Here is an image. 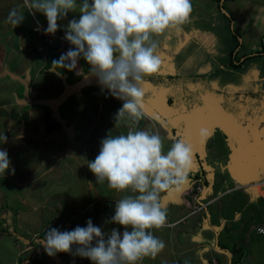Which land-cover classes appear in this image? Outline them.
I'll use <instances>...</instances> for the list:
<instances>
[{
    "label": "crops",
    "instance_id": "0c3cea01",
    "mask_svg": "<svg viewBox=\"0 0 264 264\" xmlns=\"http://www.w3.org/2000/svg\"><path fill=\"white\" fill-rule=\"evenodd\" d=\"M205 1L211 5L208 11H211L213 15L210 18L220 17V20L217 22H221L224 25L221 29L226 30V22L229 24L231 17L233 18V22H230L231 24L236 22V26H239L240 21L244 22L245 20V22L248 21L254 27L251 37L249 36L250 34H245L244 31H241L239 42H237L239 49L236 51V54L239 53L241 61L236 59L235 53L234 55L232 54L235 42L230 41L226 31L218 33L216 27L208 31V29H202L196 26L195 31L191 30L193 35H189L187 34L188 26H183L181 31L171 30L164 36L156 38L159 42L158 51L166 54L164 56L160 55L161 57L174 60L177 56L181 55L179 65H173L164 60L161 63L160 70L157 72L158 76H164V74L167 76L168 73L175 71V67L178 71L186 75L190 71L189 66L191 61L194 63L191 68L196 66L197 57L195 55H187L188 52L174 55V51L183 49L186 46L190 49L194 45V47H198L204 52V59L201 63H204L205 67H207L209 61H213L215 67L225 68L226 73H230L229 75L233 77L236 75L235 78L237 77L236 80L238 81L233 82V88L238 101L237 106H244L242 103H246L247 96L250 94L251 98H253L257 94V91L260 92L264 99V29H257L254 22L256 19H259V21L261 19L264 20V0ZM15 2L16 0H0V25L8 23L7 18L9 13L14 10ZM80 3L81 0H77V4L79 5ZM195 3H197L196 0ZM220 10L224 11L227 17L220 13ZM18 12L24 15V20L18 26L13 27L12 31L16 33L15 36L12 32L10 34L5 33L3 38L0 36V124L3 125V129L0 128V150H6L8 153L10 160L8 172L10 174L14 169L15 174L13 184L19 189L28 187L40 181L46 174H50L53 170L55 171L59 164L63 162L64 167H70L73 169L72 172L78 173L79 179L82 180V174H84L89 182L88 188L90 191H95L92 197L90 196L89 198L86 196L82 201H77L78 203L76 205L65 204L66 206L64 208L72 207L74 208L73 211L79 210L78 212H80L82 210L89 214L94 209V212L98 213L96 210L97 206L94 203L102 200L104 202L103 212H106L105 216L107 217L106 221H111V217L115 214L116 201L132 193H118L115 190L109 189L107 182H104L102 186L103 188H108L105 191H107L109 196L102 197L104 192H98V185L100 183L96 182L95 176L87 164L88 162L94 161L99 154L102 139L106 138L109 134L112 136L127 134L129 128L134 130L133 128L136 127L130 124L128 120H123L116 126L115 116L123 106V101L114 98L107 89L102 91L98 83V78L88 75L90 65L83 58L79 60L77 68L73 71H59L57 67L56 70L60 74L58 75L57 71H54L52 73L55 76L54 79L47 75H42L45 72H50L49 70L53 67L52 57L55 54L62 55L69 49L63 52L51 53L49 49L44 48V59L40 58L30 48L31 43L35 41L31 29L36 22L44 25L47 24V20L42 16L43 13H33L29 11V7ZM79 16V8L76 9V12H69L66 18L58 20V29L65 31L68 22L72 19L78 20ZM204 16H197L191 20ZM206 18H208V14H206ZM227 18L228 20L226 21ZM215 22L216 18L210 23L214 24ZM25 35L30 36V39H26ZM175 35L176 37H174ZM12 36H14V42H11ZM175 38L176 44L174 42ZM257 44L262 47L261 50L254 48ZM228 45L229 47H227ZM172 47H176L174 51L171 50ZM214 47L218 49L217 52H221L220 55H213L209 52L214 51L211 50ZM30 50L33 53L32 56H36V61L30 60ZM21 52L24 53L22 55V62L24 57L28 55V58L24 59V66L16 65L14 60V57L16 59L20 58L19 55ZM47 58L51 60V64L48 67L45 64ZM246 63H248V67ZM77 73L80 74L77 75ZM85 76H88V78L85 79ZM244 79H249L254 83L261 81L263 86L255 90L256 88L251 85L248 91L242 90L241 86L245 84L243 83ZM155 85L161 86L158 79H153V89L156 90L158 88ZM164 90L167 94V89ZM145 98L146 96H144ZM158 98L154 94V99L149 102V105H144V108L151 116L146 114L148 119H145L142 125L136 128V131L144 130L152 133V127L154 134L159 135L163 139V150L166 153L174 143L173 141L171 142L173 132H182L180 128H183L184 121L181 119L179 112L171 106L170 96L165 102L157 100ZM234 100L233 98L232 102L228 105L229 107L225 108L222 106V103H219L220 101H215L212 96L210 97L206 94L202 102L198 104L200 110L197 115H193L194 112L191 102L186 101L182 107L183 112L181 113L188 115L189 120L186 122H190L188 133L190 138L188 137V141L185 139L184 141L191 146L193 157L196 158L192 159L193 165H191L192 169L190 170L189 176L194 173L193 167L199 165L202 168V172L207 174L208 181L217 182L221 187L216 186L214 190L210 188H204L202 190L199 199L200 202H211L204 212L189 216L183 223L175 224L171 228L160 229L163 233L161 236L159 235V239L163 240L166 246L154 259L145 258L148 261L147 264H210L211 259L216 260L218 264H221L222 261H226L228 264L233 263L234 256L231 252L236 253L238 248L235 249L234 245L228 244L226 240L231 234L235 237H240L245 226V220L241 218L243 212H240V216L236 221H227L229 223L230 221L236 223V226L232 229L234 231H232L230 230L231 227L224 223L230 216H223L227 212L221 210L218 206L214 207L215 203L227 195L242 189H248L250 191L254 186L264 181V134L261 137V142L259 141L258 143V138L260 137H257L254 131H250L251 129L254 130L252 127L254 124L252 123H254L255 117L251 116L250 119H245L242 123L241 116L243 113L242 111H236ZM249 105H252V103H249ZM235 112H237V115H235ZM1 116H5V118ZM193 116H200L201 122H196ZM236 116L238 117L237 119H235ZM175 125L178 127H170ZM260 130L263 131V127ZM247 132L251 134L249 133L250 135L246 136ZM51 134H56L60 137L61 142H50L48 136ZM4 136L7 137V142H4L2 139ZM247 137L254 138L251 141ZM66 140L72 143L74 141L76 142L73 151L76 158L75 160L70 159L68 161L69 164H67L66 160L63 161L64 159L61 161L58 160L61 157L58 153L66 151L63 148L64 144L67 145ZM234 142H242L241 145L243 144L244 146L250 142H254L255 148L248 152L246 147H243V154L240 156L235 150ZM36 143H41L40 147L45 146V152L41 148H34ZM218 144L220 146L222 145V147L227 144V150L222 152V160L218 158ZM46 146L49 148L47 149ZM40 151L42 153L38 154ZM229 155L230 157L235 155L237 159L233 160V162H227ZM253 174L256 175L253 176ZM260 175H262V178L259 181L255 180L245 184L239 183L242 179H256ZM0 177L2 176L0 175ZM234 178L236 181L233 180ZM91 185H96L95 190L91 189ZM219 188L221 190H218ZM37 191L40 190L30 188L29 190H18L12 194V196H17L18 205L20 206L18 207L19 210L13 212L14 214L11 213V217L7 215L8 218L6 219L0 216V229L10 228V220H14L15 224L12 225V228L15 230L14 233L12 229L14 238L16 239L18 237L17 239L20 238L21 241L27 242L29 238L20 237L22 233L24 232L26 235L28 233H36L33 230L38 226V219L45 220L48 213V216L55 213L62 221L71 219L74 229L77 226L85 227L84 222L79 217V213L77 214L78 216L70 217L68 214L72 212L70 211L68 213L69 210H67L66 212H62L65 215L61 217V209L60 207L57 208L56 201H51V198H48L46 195L43 200H39L41 196L35 195ZM188 191L185 190L176 196L174 198L175 202L163 204L162 208L167 212L166 220L168 222H176L188 213L189 207L186 202ZM254 191L258 196L257 201L259 202L256 206H252L251 213L255 215L258 213L261 214L256 224L258 226L263 222L264 197L258 194L257 190ZM165 194L162 193L160 195V200ZM1 197L2 194L0 193V203ZM29 198H36V200L29 203L27 202ZM35 206V212H39L41 216L38 215L36 217V214L32 215ZM108 207L111 208L110 211L112 213L109 210L107 211L106 208ZM30 208L31 212H29ZM25 212H28V214L25 215ZM96 213H93V216ZM2 222L4 223L3 225L1 224ZM57 222L59 224L61 221ZM110 223L112 224L109 228L110 232L106 230L105 233H111L112 229L120 226L113 222ZM53 224L58 225L56 222ZM106 226L107 224L104 227L105 229ZM117 230L122 237L125 228L123 227V230L122 228L121 230ZM127 230L131 231V227L129 226ZM257 236L261 237L259 235ZM41 242H39L40 245ZM41 246L40 248L43 253L42 259L45 264H53V261L55 264H65L69 260V253H57L54 257H50L45 252L44 246ZM214 247L217 249L214 250ZM10 249L12 250L11 246ZM15 250L14 248L12 251L13 257L11 256L12 254L5 257L7 255V247L0 244V264H16L18 257L16 254L17 251L15 252ZM161 254L165 257H162ZM80 258L79 255L74 256L72 264H75L77 261L80 263ZM86 261L90 260L86 259ZM143 261H140L139 264H143Z\"/></svg>",
    "mask_w": 264,
    "mask_h": 264
},
{
    "label": "clouds",
    "instance_id": "9594fccd",
    "mask_svg": "<svg viewBox=\"0 0 264 264\" xmlns=\"http://www.w3.org/2000/svg\"><path fill=\"white\" fill-rule=\"evenodd\" d=\"M26 3L29 11L46 16L44 32L48 35L57 32L58 20L79 8V19L70 20L65 30V39L73 47L53 61L49 71H57V67L73 71L83 58L90 65L88 75L98 78L102 91L107 89L114 98L123 101L115 116L116 126L123 120L133 122L143 116L145 78L161 67L156 38L171 30L181 31L193 12L191 0H81L79 5L77 0H26ZM23 20L24 15L15 9L7 18L14 27ZM2 139L7 142L6 136ZM191 164L192 149L183 140L174 142L165 153L162 138L149 131L129 128L127 134H109L102 139L95 160L87 166L97 183L107 182L108 188L118 193H132L116 201L115 214L111 221H106L125 228L122 238L117 229H112L106 239L102 228L89 219L86 227L77 226L72 231L47 230L41 245L50 257L72 253L75 245L76 255L90 259L93 264H139L145 258L154 259L166 246L152 231L166 224L167 212L160 205V195L180 191L188 182ZM9 168L8 153L0 150V173ZM129 226L131 231L127 230Z\"/></svg>",
    "mask_w": 264,
    "mask_h": 264
},
{
    "label": "rangeland",
    "instance_id": "374dc122",
    "mask_svg": "<svg viewBox=\"0 0 264 264\" xmlns=\"http://www.w3.org/2000/svg\"><path fill=\"white\" fill-rule=\"evenodd\" d=\"M196 1H197V3L198 2L199 3L197 4V3H195V0H192L191 3L193 6V12L191 14L190 22L187 23L186 25H184L185 27L188 26V28H189L187 30V34L193 35L192 31H195L196 26H198L202 29H208V31H211L214 27H216L218 30V33H221L222 31H226V34H228L230 41L235 42V45H234L235 47H234V50L232 51V54L233 55H234V53L236 54V51L239 49V44L237 42H239V37L241 35V31H244L245 34L246 33L250 34L249 36L251 37L252 36L251 33H252V30H254V27L251 26V24H249L248 21L245 22V20H244V22L240 21L241 23H239V26H236L237 25L236 22H234V24H231L233 22L232 21L233 18L231 17V19L229 20L231 23L229 22V24H227V22H226V25H225L226 30L221 29V27H223L224 25H222L221 22L220 23L217 22L218 20H220V17H215L216 22L214 24H211L212 21L215 20V18L214 17L210 18L213 15L211 11H208V10H210V6H211L210 3H208L205 0H203V1L196 0ZM221 1L222 0H219V2H221ZM14 9H16L17 11L28 9V6L26 4V0H16ZM220 13H222L225 17H227V14L224 13V11L220 10ZM206 14H208V18H206ZM42 16L44 18H46V16L44 14H42ZM197 16H204V17L191 20ZM41 19H43V18L41 17ZM46 20H47V18H46ZM227 20H228V18L226 19V21ZM254 22L256 24L255 26L257 29H259V28H261L262 30L264 29V20L261 19L259 21V19H256V21H254ZM44 25L47 26V24H44ZM13 27L14 26L10 23H3V25H0V36H1V38H3L5 33L10 34L11 32L15 36L16 33L14 31H12ZM14 36H12L11 42H14ZM25 36H26V39H30V36H28V35H25ZM174 37H176V35ZM28 42H30V41L28 40ZM174 42L176 44V38H175ZM227 47H229V45ZM30 48L32 49L31 46H30ZM44 48H46V47L43 46V49ZM175 48L176 47H172L171 50L174 51ZM254 48L256 50H261L262 47L259 44H257ZM211 50H214V51H209L213 55L214 54L215 55L221 54V52H217L218 49L216 47L211 48ZM31 52L32 51L30 50V53H29L30 57H31L30 60L36 61L35 60L36 56L35 55L32 56L33 53H31ZM174 52H175L174 55L184 53V52L185 53L188 52L187 55H189V56L195 55L197 57L196 58L197 64H195L196 66L191 68L192 64H194L191 61L190 66H189L190 71L187 72L186 75L182 72L174 71V72L168 73L167 76H165L166 74H164V76H158V74L156 73L151 77L145 78V82L143 84L144 96H146V98L144 99V105H149V102L154 99V94H156L159 97L157 100L163 101V102H165L166 99L169 98V96H170L171 97V102H170L171 106L177 112H179L181 119L184 121L183 122V128H180L181 125L179 127L180 129H182L181 133H182V136L184 137L183 139L180 138L179 140L184 141V139L187 140L188 137L190 138V136L188 135L189 128H190V122H186L189 120V116L181 113V112H183L182 107L184 106L186 101L191 102V104L193 106V112L195 113V114L193 113V115H197V114H199V110H200L198 107V104L202 102V99H204V96L206 94H208L210 97L212 96V98L215 101H220L219 103H222V106L225 108L229 107L228 106L229 103H231L232 99L234 98L235 99L234 100L235 105H236V111H242V113H243V115L241 116L242 123L245 119H250L251 116L255 117L254 123H252V124H254V126L252 125L254 130L251 129L250 131H254L255 135H257V137H260V138H258V143H259V141L261 142V137L264 134V104H263L264 99L262 98V95L260 94V92L257 91V94L253 98H251V96L249 94L247 96L246 103H242V104H244V106L239 107V106H237L238 101L235 97L234 88H233V86H234L233 82L238 81V80H236L237 77L235 78L236 75L233 77L232 75H229L230 73L229 74L226 73L225 68L215 67V65H214L215 63L213 61H209L208 64L205 61V63L207 64V67H205L204 63H201L204 59V52L201 51L198 47H194V45H193V47L191 46L190 49H188V46H186L183 49H177ZM23 54L24 53H22V52L20 53L19 59H16L14 57L16 65H18V66H24L25 65L24 59L25 58L27 59L28 55H26L24 57L23 62H22V55ZM157 54L159 55V57L161 59V63H163V61L165 60V61L169 62L170 64L179 65V63L181 62L180 61L181 55L177 56L174 60H171L170 58L164 59L163 57H161V56L166 55V54H163L161 51H158ZM60 56H61V54H55L52 57V61L59 60ZM236 59L238 61H241V58H239V53L236 54ZM234 62H236V61H234ZM248 63H246L247 67H248ZM36 64H37V62H36ZM28 68H30V67H28ZM87 69H88V67H87ZM58 70L64 71V72L67 71V69H59V68H58ZM53 72L54 71L45 72V74H42V75H47L50 78L54 79L55 76L52 74ZM153 79L154 80L158 79V81L161 83V86L155 85L158 88L156 90L153 89ZM243 83H245V84L241 86V89L247 90V91L251 85H253V87L256 88L255 90L260 89L263 86V83L261 81H259L258 83H254L253 81H251L249 79H244ZM164 89H167V94H166ZM60 90H62V89L60 88ZM252 90H254V89H252ZM240 92H242V91H240ZM0 93H1V90H0ZM263 96H264V92H263ZM249 103H252V105H249ZM230 109H231V106H230ZM146 114L151 116V114H148L147 110L143 107V116H147ZM235 115H237V112H235ZM1 117L5 118V116H1ZM193 117L196 120V122H201L200 116L199 117L193 116ZM237 118L238 117L236 116L235 119H237ZM140 119L142 120V122L145 121V119L142 117ZM170 127L175 128L178 126L175 125V126H170ZM261 127H263V131L260 130ZM0 128L3 129L2 124H0ZM133 129H134V131L137 130L136 128H133ZM151 130H152V133H154V130L152 129V127H151ZM249 133L250 132H247L246 136L251 134V133L250 134ZM48 137L50 139V142H53V143H55V142L60 143L61 142V138L58 137L56 134H51ZM253 138L254 137H252V138L247 137L248 140H251ZM66 141H67V145L66 144L63 145L64 146L63 148L66 149V151H64L63 153H58V155H60L61 157H59V159L58 158L57 159L59 161L64 159L63 161L66 160L67 164H69L68 161L70 159L75 160V158H76L75 153L73 152L74 147L76 145V142L74 141L72 143L69 140H66ZM172 141L176 142L177 140L173 138V139H171V142ZM241 143L234 142L235 150H236V152L239 153L240 156H241V154H243V150H244L243 147L244 148L246 147L248 152L252 151L253 148H255L254 142H250L249 144H246V146H244L243 144L241 145ZM40 146H41V143H38V144L36 143L34 145V148L35 147L41 148L44 151L45 146L44 147H40ZM46 147H47V149L49 148L48 146H46ZM68 150H70V151H68ZM217 150H218V154H219L218 158L222 160V157H223L222 152L224 150H227V144H225L224 147H222V145L220 146L218 144ZM41 153H42V151H40L38 154H41ZM192 159H196L193 157V154H192ZM236 159H237V156L234 155V156L230 157V155H229V160L227 162H233V160H236ZM191 165H193V160H192ZM69 168L64 167V163L61 162L59 164L58 168L55 169V171L53 170L50 174H46L44 177H42V179L40 181H38L34 184H31L28 187L22 188V189L17 188L13 184V180L15 181V177H14L15 174L13 172H10V174H9V172L7 170L5 173H0V175L2 176V177H0V193L2 194L1 203H0L1 204L0 216L3 219H6V218H8L7 215H9V217H11V215L14 214L13 212H16L19 210L18 207H20V206L18 205L17 196H14V195L12 196V194L14 192H17L18 190H29L30 188H32L33 190H40V191H37L35 193V195L41 196L39 198V200H43L45 195H46L48 198H51V201H56L57 208L60 207V209H61V211H60L61 217H64V215H65L62 212H66L67 210H69L68 213H70V211L72 212L71 214H68L70 217L78 216L77 214L79 213V217H81L80 219L82 222H84L85 227L87 226L86 222L89 219H91L94 226L102 228V231L105 234V238L108 237L110 235V233H105V232H106V230L108 232H110L109 228L112 226V224L110 222L106 223V220H107L106 219L107 217L105 216L106 212L102 211V212L96 213V212H94L95 210L92 209L93 212H91L89 214L88 212H84L82 210L80 212H78L79 210L73 211L74 208H72V207L64 208L66 206L65 204L76 205V203H78L80 200L82 201L83 199H85L86 196L89 198H90V196L92 197L94 192H95V191H90V189L88 188L89 182H88V179L86 178V176H84V174H82V180H81L78 177V173L72 172L73 169L72 168L69 169ZM19 169H21V168H19ZM200 169L201 168L199 165H196L195 167H193L194 173H192V175L199 176L200 179H202L203 181L205 180V183H204L205 189L210 188L211 190H214V188L216 186L221 187L219 183L212 182L210 180L208 181V178L206 176L203 177V174L201 173ZM256 174H253V176H255ZM6 177H8V178H6ZM261 178H262V175H260L256 179H247V180L245 179L244 180L242 178H239V179H242V180H240L239 183L245 184L247 182H253L255 180L259 181V180H261ZM233 180L236 181L235 178ZM102 184H100L101 190H100V185H98V192H102V193L104 192L102 197L105 198V197L109 196L107 191H105V190H108V188L107 189L103 188ZM34 186H36V187H34ZM95 188H96V185H91L92 190H95ZM253 188L254 189H252L250 191L248 189H242V190L237 191L235 193L229 194L226 197L222 198L221 200L217 201L215 203V206H214V207L218 206L221 210H224L227 212V214H224L223 216H225V215H227V217L230 216V218H227V220L224 221V223L226 225L231 227L230 230H232L236 226V223H234V221H236L238 219V217L240 216V212H243V214H241L242 215L241 218H243L245 220L244 221L245 226H244V229L242 230L240 237H238V236L235 237L234 235L231 234L228 237V239L226 240L228 242V244L230 243V245H234L235 249L238 248V251L236 253L231 252L232 255L234 256L232 264H264V239L261 237H258L255 234V226L258 223V219H260L261 214L258 213L255 215L254 213H251L252 212V206H256L259 202V201H257L258 196L254 190H257L258 194H261L262 197H264V185L258 184L256 186H254ZM218 190H221V189L219 188ZM25 200H26V197H25ZM34 200H36V198H32V199L29 198L27 202L31 203ZM36 206L34 207V211H32V215L36 214V217L38 215L41 216L39 212H35ZM106 209H107V211L109 210V212L112 213V211H110L111 208L108 207ZM29 212H31V208H30ZM93 213H96V214H94V216H93ZM27 214H28V212L27 213L25 212V215H27ZM48 214L45 217V220L38 219V226H36L33 231H36V233L40 232L41 229L45 226H51V224H53L54 222H56L58 224L57 221H61V222L58 225L55 224L56 226H66L68 228V231L74 230L73 222L71 219H68L66 221H64V220L62 221L58 218V216L55 213H52L50 216H48ZM262 217L264 220V212L262 213ZM27 220H29V219H27ZM229 220H234V221H230V223H229V222H227ZM10 222H11V227L7 229L9 234H5V235L0 237V244L5 245L7 247V255L5 257H8L10 254H12V251L14 249L13 245H11V242L13 239H15L14 235L12 233L13 232L12 231V229H13L12 225H14L15 222H14V220L13 221L10 220ZM1 224L3 225L4 223L2 222ZM39 224H41V226H39ZM104 224L105 225L107 224L106 229L104 228L105 227ZM121 228L123 230L122 226H119L116 229L121 230ZM152 231H153L154 235L157 236L158 238H159V235L161 236V234L163 233L160 229L159 230L154 229ZM232 231H234V230H232ZM14 233H15V230H14ZM29 234L30 233H28L26 235L23 232L20 237L29 238L30 237ZM17 238L18 237H16V239ZM19 240H20V238H19ZM93 243H95V242H93ZM10 246H11L12 250L10 249ZM228 248L230 249V247H228ZM216 249L217 248L214 247V250H216ZM15 252H16V250H15ZM228 252L229 251H227V253ZM75 253H76V250H75V245H74V247L72 248V253H69L70 254L68 256L69 260L65 264H72L73 258H74V256H76ZM228 254H230V253H228ZM11 256L13 257V254ZM161 256H162V254H161ZM162 257H165V256H162ZM80 259H81V261H79L80 263H78V261H77L75 264H93V262L90 259H89L90 261H86L87 258L81 257ZM147 263H148L147 259H144L143 264H147ZM53 264H55L54 261H53ZM221 264H228V262L222 261Z\"/></svg>",
    "mask_w": 264,
    "mask_h": 264
},
{
    "label": "built area",
    "instance_id": "2783aa9c",
    "mask_svg": "<svg viewBox=\"0 0 264 264\" xmlns=\"http://www.w3.org/2000/svg\"><path fill=\"white\" fill-rule=\"evenodd\" d=\"M39 28V30H37ZM47 26L42 25L40 23H35L34 26L31 29V33L35 39V41L32 44V49L36 54H38L42 59L43 57V46L50 49L52 53L56 52H63L66 49H70L73 46L65 39V31H58L54 35H48L45 34L44 29H46ZM261 185H264V181L261 183ZM186 190H189L187 192V205L189 207L188 213L186 216L180 218L176 222H168L166 220V224L163 228H171L175 226V224L183 223L186 218L189 216L195 215L200 212H204L206 208L211 204V202H200V195L202 193V186L197 181L193 183L192 186L187 188ZM96 207L97 212H102L104 207V202L102 200H98L94 203ZM51 228H57L60 231H67L68 228L66 226H54V224H51V226H45L40 232L30 234L28 243H23L21 240H14L12 242L13 247L17 251V257L18 261L16 264H44L41 262L42 253L40 249H38L34 245V241L36 239L43 240L45 237V234L47 230H50ZM255 234L259 235L264 238V220L263 222L255 227ZM210 264H218V262L214 259L210 260Z\"/></svg>",
    "mask_w": 264,
    "mask_h": 264
},
{
    "label": "water",
    "instance_id": "95a60500",
    "mask_svg": "<svg viewBox=\"0 0 264 264\" xmlns=\"http://www.w3.org/2000/svg\"><path fill=\"white\" fill-rule=\"evenodd\" d=\"M219 5H221V3ZM129 123L132 124L136 128H138L140 126V121L139 120H135V121L129 122ZM189 181L190 180H188V182L178 192L175 191V190L166 192V194L161 199V207L163 206V204H165L167 202H175L174 198L176 196H178L179 194L183 193L187 189V187H188L187 185L189 184Z\"/></svg>",
    "mask_w": 264,
    "mask_h": 264
},
{
    "label": "flooded vegetation",
    "instance_id": "af4514ba",
    "mask_svg": "<svg viewBox=\"0 0 264 264\" xmlns=\"http://www.w3.org/2000/svg\"><path fill=\"white\" fill-rule=\"evenodd\" d=\"M177 69H176V67H175V71H176ZM178 71V70H177ZM176 71V72H177ZM178 72H180V71H178ZM142 118H144V119H148V117L147 116H142ZM139 121H140V126L142 125V120L141 119H138ZM139 126V127H140ZM183 136H182V133L181 132H177V131H174L173 132V138L174 139H176V140H179L180 138H182ZM200 171H201V173L203 174V177H207L208 178V176H207V174H205V173H203L202 172V168L200 169ZM188 180H190L189 181V184L187 185L188 187L187 188H189L193 183H195V182H199L200 184H201V186H202V190H204V188H205V186H204V183H205V180L203 181L202 179H200V177L199 176H196V175H192L191 174V176H189V179ZM161 201V200H160Z\"/></svg>",
    "mask_w": 264,
    "mask_h": 264
},
{
    "label": "trees",
    "instance_id": "16d2710c",
    "mask_svg": "<svg viewBox=\"0 0 264 264\" xmlns=\"http://www.w3.org/2000/svg\"><path fill=\"white\" fill-rule=\"evenodd\" d=\"M58 31H63V30H61V29H58ZM230 55H231V53H230ZM51 60L49 59V58H47L46 60H45V64H46V67H48L50 64H51V62H50ZM238 65H239V63H238ZM5 234H9L8 233V231H7V229L6 228H1L0 229V237L1 236H3V235H5ZM41 240L38 238V239H36V241L34 242L38 247H42L41 245H40V242ZM25 243H28V242H26V241H24ZM42 255H43V253H42ZM41 262H43L42 261V259H41ZM44 263V262H43ZM45 264V263H44Z\"/></svg>",
    "mask_w": 264,
    "mask_h": 264
}]
</instances>
